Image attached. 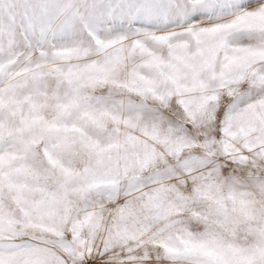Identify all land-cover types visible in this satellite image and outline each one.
<instances>
[{"label":"snow or ice","instance_id":"1","mask_svg":"<svg viewBox=\"0 0 264 264\" xmlns=\"http://www.w3.org/2000/svg\"><path fill=\"white\" fill-rule=\"evenodd\" d=\"M0 264H264V0H0Z\"/></svg>","mask_w":264,"mask_h":264}]
</instances>
